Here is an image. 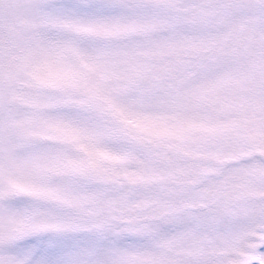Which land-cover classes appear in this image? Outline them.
<instances>
[{
	"label": "snow or ice",
	"instance_id": "1",
	"mask_svg": "<svg viewBox=\"0 0 264 264\" xmlns=\"http://www.w3.org/2000/svg\"><path fill=\"white\" fill-rule=\"evenodd\" d=\"M0 264H264V0H0Z\"/></svg>",
	"mask_w": 264,
	"mask_h": 264
}]
</instances>
